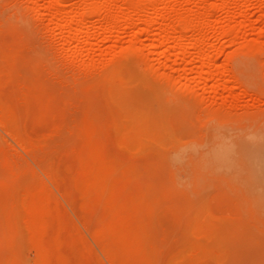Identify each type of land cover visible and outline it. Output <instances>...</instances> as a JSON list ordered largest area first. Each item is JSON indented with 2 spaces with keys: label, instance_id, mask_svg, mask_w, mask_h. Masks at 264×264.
<instances>
[{
  "label": "rangeland",
  "instance_id": "374dc122",
  "mask_svg": "<svg viewBox=\"0 0 264 264\" xmlns=\"http://www.w3.org/2000/svg\"><path fill=\"white\" fill-rule=\"evenodd\" d=\"M52 1L0 0V264H264L262 179L201 155L264 127V0H97L79 41Z\"/></svg>",
  "mask_w": 264,
  "mask_h": 264
},
{
  "label": "bare ground",
  "instance_id": "6f19581e",
  "mask_svg": "<svg viewBox=\"0 0 264 264\" xmlns=\"http://www.w3.org/2000/svg\"><path fill=\"white\" fill-rule=\"evenodd\" d=\"M78 1V0H77ZM137 1V0H136ZM135 0H134V2H136ZM157 1V0H156ZM156 1H155V3H154V1H151L150 0V2H152L153 4H152V8H150L151 10H150V12H151V14L149 15V16H145V14H147V13H145L144 15H143V13H142V11L144 12V9L143 10H141L142 8L140 7V6H138V5H134L133 7H132V9L133 10H131L132 11V15H129L127 18H126V21L127 20H129V19H131L132 17H139L138 18V20L139 19H142L141 21L143 22V23H145L146 25L145 26H147V25H153V23H155L156 22V20H155V18L158 16L157 15V10L159 11V9H157V5L158 4H156ZM225 1V0H224ZM228 1V0H227ZM52 2H54V0L52 1ZM66 2V0H58L57 2H54V3H50V6H51V8L53 7L55 10L53 11V14H52V16H51V19H52V23H54L55 24V26L58 28V29H61L62 31H63V33H65L66 34V36L67 35H69L70 33H72V32H74V30L75 31H77V33H78V35H77V37H75L76 38V41H79L80 39H79V37H80V35H88V34H90L89 32V27H87V25H86V23L89 21V19H87V17L88 16H96V18L98 17V18H100V17H102V19L104 18V21L106 20L107 22V25L108 26H112L113 28H116L117 26V24H118V22H119V20L120 19H122L123 17V11H122V13L121 12H119V13H121L120 14V16H115L114 14L112 15L110 12H113V11H110V6H109V4H104L103 6H102V2H101V5L97 2V0H94L93 2H92V6H90V8H84L83 9V12L81 11H79L78 9H73V11L72 12H70V13H66L65 11H64V9H62L61 7H60V5H64V3ZM95 2V3H94ZM100 2V1H99ZM131 2H132V0H131ZM143 2V1H142ZM149 2V1H148ZM149 2V3H150ZM159 2V1H158ZM229 2V1H228ZM232 2V1H231ZM71 3V2H70ZM110 3V2H109ZM221 3V2H220ZM224 3V2H223ZM230 3V2H229ZM65 4H68L67 2L65 3ZM90 4V3H89ZM111 4V3H110ZM132 4V3H131ZM141 4V3H140ZM235 4V3H234ZM48 5V4H47ZM133 5V4H132ZM131 5V6H132ZM148 5V4H147ZM66 6V5H65ZM77 6V5H76ZM88 6V5H87ZM88 6V7H89ZM126 6V5H125ZM228 6H230V5H228ZM75 7V6H74ZM82 7V6H81ZM128 7H129V5H128ZM143 7V6H142ZM66 8V7H65ZM78 8V7H77ZM125 8V7H124ZM19 9V8H18ZM126 9H127V6H126ZM149 9V8H148ZM25 10V9H24ZM128 10V9H127ZM127 10H125V13H126V11ZM18 11V10H17ZM121 11V10H120ZM146 12V11H145ZM16 13H18V12H16ZM129 13V12H128ZM131 13V12H130ZM159 13V12H158ZM164 12H162V14H163ZM36 14H38V11H36ZM165 14V13H164ZM176 14V13H175ZM122 15V16H121ZM167 15L168 14H166V17H167ZM180 15H182L181 13H180ZM201 15V14H200ZM200 15H198V16H200ZM125 16V15H124ZM160 16V15H159ZM158 16V17H159ZM184 16V15H183ZM207 16V15H206ZM119 17H121L120 19H119ZM164 17V16H163ZM163 17H162V19H163ZM169 17V16H168ZM167 17V18H168ZM171 17V16H170ZM176 17V16H175ZM177 17H178V14H177ZM185 17V16H184ZM189 18H190V16H188ZM188 17H187V21L186 22H184V21H182V23L180 24V26H181V31L179 32V30H178V33H181V35L177 38V40L176 39H174V42H176L178 45H181V47H180V49H182V45H183V43L184 42H186L187 40H189L190 41V45L194 48H198V47H200L199 49H203V48H207V46H205L206 45V40H204V39H202L203 37H201L200 35V37L199 38H193V39H189V37H187L186 38V31H189V29L191 28V23H189V20H188ZM203 17V16H202ZM198 18V17H197ZM20 19H21V17H20ZM124 19V18H123ZM135 19H137V18H135ZM172 19V18H171ZM173 19H174V16H173ZM179 19V18H178ZM88 20V21H87ZM92 20V19H91ZM97 20V19H96ZM125 20V19H124ZM132 20V19H131ZM190 20H192V19H190ZM203 20V19H202ZM97 21H101V20H97ZM120 21H122V20H120ZM155 21V22H154ZM158 21V20H157ZM165 21V20H164ZM167 21H168V19H167ZM171 21V20H170ZM176 21V20H175ZM195 21V20H194ZM197 21V20H196ZM200 21V20H199ZM205 21V20H204ZM130 22V20L128 21V23ZM192 22V21H191ZM203 22V21H202ZM121 23V22H120ZM142 23V24H143ZM171 23H172V21H171ZM88 24V23H87ZM126 24V23H125ZM156 24V23H155ZM197 24H198V22H197ZM90 25V24H89ZM171 25V24H170ZM92 26V25H91ZM115 26V27H114ZM127 27H128V24L126 25ZM144 26V27H145ZM161 26V25H160ZM165 26V25H164ZM172 26H173V24H172ZM178 26V25H177ZM195 25H193V27H194ZM198 26V25H197ZM197 26H195V27H197ZM200 26V25H199ZM158 27H159V25H158ZM169 27V26H168ZM100 28V27H99ZM98 28V29H99ZM145 28H147L148 29V26L147 27H145ZM144 28V29H145ZM163 28V27H162ZM171 28V27H170ZM173 28V27H172ZM93 29V28H92ZM167 29V28H166ZM175 31H177L175 28H173ZM192 29V28H191ZM95 30H97V29H95ZM142 30H143V28H142ZM172 30V29H171ZM193 30V29H192ZM196 30V29H195ZM194 30V31H195ZM145 31V30H144ZM148 31V30H147ZM170 30L169 29H167V30H165V29H162V30H160V34H161V37H162V35H167L168 34V32H169ZM197 31V30H196ZM227 31V29L226 30H224V32H226ZM228 31H230V30H228ZM232 31V30H231ZM190 32V31H189ZM188 32V33H189ZM108 35H110L111 34V32H106ZM159 33V32H158ZM173 33V32H172ZM174 34V33H173ZM232 34V33H231ZM169 35V34H168ZM167 35V36H168ZM228 35H230V34H228ZM189 36H190V33H189ZM193 36H194V34H193ZM192 36V37H193ZM232 36H233V34H232ZM231 36V37H232ZM195 37V36H194ZM166 39V38H165ZM176 40V41H175ZM165 40L163 39V41H162V43L164 42ZM171 41V40H170ZM170 41H169V43H170ZM166 42H168V41H166ZM165 45H168L167 43L165 44ZM178 45H177V47H178ZM186 45V44H185ZM176 46V45H175ZM189 46V45H188ZM210 47H211V45H209ZM209 47V48H210ZM179 48V47H178ZM184 48V47H183ZM191 48V47H190ZM194 48V49H195ZM197 50V49H196ZM206 50H208V49H206ZM180 51V50H179ZM200 51V50H199ZM205 51V50H204ZM199 53V52H198ZM205 53V52H204ZM203 55V54H202ZM205 55V54H204ZM201 56V55H200ZM204 57V56H203ZM235 58V57H234ZM241 65H244V67L246 66L247 67V72H249L250 71V66L248 65V64H246V63H244L243 62V64L241 63V61L239 62ZM238 63V64H239ZM237 64V63H236ZM240 65V66H241ZM240 66H237V69H239L240 71H242L243 69H244V67L242 66V70H241V67ZM211 67V66H210ZM245 67V68H246ZM248 68H249V70H248ZM208 70H210V69H208ZM208 70H206V72L208 71ZM238 70V71H239ZM235 71H237L236 70V68H235ZM243 71H246V69L245 70H243ZM252 71V70H251ZM205 72V71H204ZM211 72V71H210ZM247 72H246V75H244L245 77L246 76H248L249 75V73H248V75H247ZM238 73V72H237ZM239 73H241V72H239ZM238 73V74H239ZM251 73V72H250ZM208 75V74H207ZM231 75H233V74H231ZM240 76V75H239ZM241 76H243L242 74H241ZM253 76V75H252ZM252 76L250 75L249 77L250 78H252ZM233 78H234V80H238V79H235V76H232ZM237 77V76H236ZM238 78V77H237ZM246 79V81L249 79H247V78H245ZM245 79H242V80H244L245 81ZM246 81H245V83H246ZM249 81V80H248ZM247 81V82H248ZM237 82H240V81H237ZM237 82H235V83H237ZM245 83H242V84H245ZM250 83V82H249ZM249 83H246L247 85L249 84ZM245 84V85H246ZM239 85H241L240 83H239ZM233 88V87H232ZM236 89V88H235ZM255 115V114H254ZM231 116V115H230ZM262 116V115H261ZM245 117H247V116H245ZM240 118V117H239ZM242 118H243V116H242ZM214 119H216V118H214ZM241 119V118H240ZM257 119H258V117H257ZM238 120V119H237ZM261 120H263V118L261 119ZM234 121H236L235 119H234ZM253 125V124H252ZM252 125H251V127H252ZM255 125V124H254ZM257 126H258V124H257ZM253 127H255V126H253ZM216 128V127H215ZM215 128H213L214 130H215ZM256 128V127H255ZM243 130V129H242ZM231 131V130H230ZM230 131H228V134L229 135H226L225 136V138H222V139H220V140H216V141H214V143L213 144H211V145H209L206 149H204L203 150V152H202V159L204 158V160H206L208 157H210V156H213V157H215V158H220L221 156H230V155H232V154H235V155H237V156H239L240 158H242V159H244V160H246V166H247V169H248V171H249V173H250V176L253 178V179H255L256 181L258 180V181H260L261 179H262V181H263V183H264V127H262V128H256V129H252L251 128V130L250 131H246V132H242V131H240V132H238V133H236L235 132V130L233 129V131L235 132H233V133H229ZM208 135V134H207ZM211 136V135H210ZM224 136V135H223ZM212 139H213V137H212ZM201 142V141H200ZM202 150V149H201ZM253 156L255 157V158H253ZM203 161V160H202ZM258 165V166H257ZM257 167H259L258 169H257ZM249 179H251V178H249ZM254 180V181H255ZM253 183V182H252ZM255 183V182H254ZM263 205V204H262Z\"/></svg>",
  "mask_w": 264,
  "mask_h": 264
}]
</instances>
